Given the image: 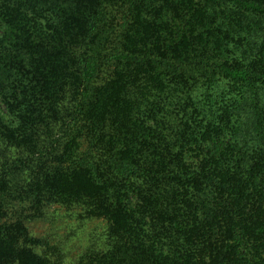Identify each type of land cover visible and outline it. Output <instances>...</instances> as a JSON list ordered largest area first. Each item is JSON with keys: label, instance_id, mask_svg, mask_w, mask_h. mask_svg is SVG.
I'll return each mask as SVG.
<instances>
[{"label": "trees", "instance_id": "trees-1", "mask_svg": "<svg viewBox=\"0 0 264 264\" xmlns=\"http://www.w3.org/2000/svg\"><path fill=\"white\" fill-rule=\"evenodd\" d=\"M0 264H264V0H0Z\"/></svg>", "mask_w": 264, "mask_h": 264}, {"label": "rangeland", "instance_id": "rangeland-1", "mask_svg": "<svg viewBox=\"0 0 264 264\" xmlns=\"http://www.w3.org/2000/svg\"><path fill=\"white\" fill-rule=\"evenodd\" d=\"M51 212H54V216L57 214V219L55 220H38L32 223L33 230L38 233H48L53 228H57L59 232L62 231H71L72 227L75 226L76 221V214L74 211L69 210L67 211L61 207H52L50 209ZM83 225H85L86 230H92L97 228V231H100L106 225V221L103 219H90L83 221ZM84 229L78 233L82 235ZM84 234V233H83Z\"/></svg>", "mask_w": 264, "mask_h": 264}]
</instances>
